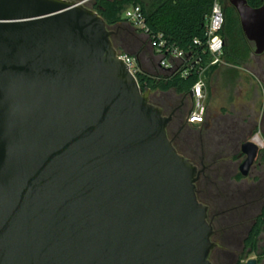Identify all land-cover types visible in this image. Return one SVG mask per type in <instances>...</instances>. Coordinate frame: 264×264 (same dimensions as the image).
<instances>
[{"label": "water", "instance_id": "obj_1", "mask_svg": "<svg viewBox=\"0 0 264 264\" xmlns=\"http://www.w3.org/2000/svg\"><path fill=\"white\" fill-rule=\"evenodd\" d=\"M86 1L0 0V264H212L205 167ZM230 1L262 53L264 0ZM240 148L248 177L263 149Z\"/></svg>", "mask_w": 264, "mask_h": 264}, {"label": "trees", "instance_id": "obj_2", "mask_svg": "<svg viewBox=\"0 0 264 264\" xmlns=\"http://www.w3.org/2000/svg\"><path fill=\"white\" fill-rule=\"evenodd\" d=\"M91 7L97 10L105 19L107 27L113 30L112 41L121 54L137 58L139 71L137 79L142 88H151L152 92L166 93L174 90L177 94L187 98L197 78V66L192 64L199 60L206 65L211 60L207 48L206 19L213 8V0H89ZM252 7H260L263 0H247ZM222 5L224 0H221ZM140 5L149 27V34H144L135 28L124 16L125 11L133 6ZM225 23L221 34L225 40L223 59L231 63H239L251 58L253 48L243 32L239 15L232 6L223 7ZM163 34L167 46H175L185 53L189 59L190 73L182 76L181 73L164 71L149 72L141 63L140 56L151 51L157 56L152 46L153 36ZM199 41V42H196ZM217 66H211L208 75ZM156 105L158 102L150 99ZM173 140V139H172ZM177 150L188 157L194 164L204 166L205 172L197 182L198 198L209 206V220L214 226V241L220 248L237 254L234 264H245V261L256 255L259 263L264 262V246L261 245V235L264 233V195L251 191L249 202L252 207L246 209L245 204H234L228 185L231 184L220 175L217 162H201L194 152L186 153L180 143L173 140ZM183 146V145H182ZM185 148V147H184ZM187 149V148H186ZM261 159V158H260ZM262 160V159H261ZM242 175L237 174L236 180L241 181ZM259 180V178H256ZM261 204V207H259ZM250 213V219H240L244 212ZM217 238V239H216ZM240 244V246H239ZM223 245V246H222ZM239 246V247H238ZM236 248V249H235Z\"/></svg>", "mask_w": 264, "mask_h": 264}, {"label": "crops", "instance_id": "obj_3", "mask_svg": "<svg viewBox=\"0 0 264 264\" xmlns=\"http://www.w3.org/2000/svg\"><path fill=\"white\" fill-rule=\"evenodd\" d=\"M252 58L253 53L246 61H224L217 65L209 74L205 121L192 125L197 130L196 155L200 161L217 162L221 166L220 175L230 183L232 180L238 185L246 184L244 180L251 177L248 186L257 185L260 179L257 180L259 176L255 174L244 177L240 173L239 166L245 158L240 147L253 133L263 137L260 122L264 83L252 70ZM226 163L234 164V170L223 168ZM238 173L243 177L241 181L235 179ZM261 245L264 246V233L261 235ZM251 257L257 256L254 254Z\"/></svg>", "mask_w": 264, "mask_h": 264}, {"label": "built area", "instance_id": "obj_4", "mask_svg": "<svg viewBox=\"0 0 264 264\" xmlns=\"http://www.w3.org/2000/svg\"><path fill=\"white\" fill-rule=\"evenodd\" d=\"M213 1L212 11L206 19L207 48L211 54V60L206 65H202L200 61L197 60L191 66H197L198 71V78L192 88V112L187 115V122L191 125L200 124L205 121L209 93L208 71L211 66L224 63L223 54L225 40L221 31L225 23V13L221 0ZM124 16L135 28L141 30L146 35L149 34V27L146 24L145 16L140 5L129 7L125 11ZM196 42L199 41L196 40ZM152 46L157 51L158 65L161 69L168 72L181 73L182 76H187L190 73V68H185V66H189L190 60L185 58L184 51L175 46H167L163 34L153 36ZM120 56L129 65L131 72L137 77L139 71L137 58L121 53ZM252 139L261 149L264 148V140L259 133H256Z\"/></svg>", "mask_w": 264, "mask_h": 264}, {"label": "flooded vegetation", "instance_id": "obj_5", "mask_svg": "<svg viewBox=\"0 0 264 264\" xmlns=\"http://www.w3.org/2000/svg\"><path fill=\"white\" fill-rule=\"evenodd\" d=\"M233 6L230 0H224L223 7ZM235 8V7H234ZM247 39V38H246ZM248 40V39H247ZM250 45L253 48V58L251 59L254 63V67L252 68L253 72L260 76L264 83V51L260 54L255 53V42L248 40ZM158 103L162 105L164 109L165 115H173L172 121L169 123L167 127L168 135L171 139L175 140L177 143H182L186 148H190L195 150L196 144H194L193 138V126L187 122V115L189 109L192 107L193 102L191 98L188 96L187 98H183L180 102H175L172 99H169L166 95L163 96V101ZM261 122L260 126L262 129V138L264 140V103L262 105V114H261ZM252 136H249L250 138ZM193 143V144H192ZM262 160L258 162L257 166L253 168L252 172H256L255 175L259 176V183L254 185V188L257 190L255 193L260 196L264 195V148L262 151V155L260 157ZM203 167V166H201ZM253 186H248L246 184L238 185L236 183H232L228 185V190L231 193V199L234 204H245L244 208H251V204H247L249 202V197L251 195V191ZM261 207V204L260 206ZM246 211L242 215L239 216L240 219H250V213L247 214ZM215 239V234L213 235V241ZM216 242V241H215ZM218 243V242H216ZM238 255L234 253L228 252V250L224 248H220L217 246L212 250L210 254V260L212 264H234L236 262Z\"/></svg>", "mask_w": 264, "mask_h": 264}, {"label": "rangeland", "instance_id": "obj_6", "mask_svg": "<svg viewBox=\"0 0 264 264\" xmlns=\"http://www.w3.org/2000/svg\"><path fill=\"white\" fill-rule=\"evenodd\" d=\"M75 1H82V0H75ZM90 1L89 0H87L86 1V5L87 6H89L90 5V3H89ZM140 60H141V63H142V65L149 71V72H151V73H159V65H158V58H157V56L155 55L154 56V54L153 53H151V51H149V52H147L146 54H143V55H141L140 56ZM167 96L169 99H172L173 101H175V102H180V100H182L183 99V96L182 95H180V94H177L174 90H170V91H168V92H166V93H162V92H159V91H156V92H152L151 93V96H150V99H153L154 101H156V102H162L163 101V96ZM194 130L192 131L193 132V138H194V144H196L197 143V138H196V133H197V130H196V127L195 126H193L192 127ZM256 133H253L252 134V137L255 135ZM193 144V143H192ZM180 149L182 148L184 151H186V153H189L190 155H191V153L192 152H194L192 149H190V148H187L186 149V147L182 144V143H180ZM183 145V146H182ZM195 146V145H194ZM185 147V148H184ZM199 167H201L200 165H198ZM223 168H225V169H228L229 167L231 168V169H233L234 170V164H229V163H226V164H223V166H222ZM251 174L252 175H254V174H256V172H251ZM226 181H228L227 179H225ZM231 181V184L233 183L232 182V180H230ZM245 183L247 184V185H249L250 184V182L252 181L251 180V177H249V178H246L245 180ZM217 239V238H216ZM223 246V245H222ZM239 246H240V244H239ZM238 246V247H239ZM222 248H224V247H222ZM236 249V248H235Z\"/></svg>", "mask_w": 264, "mask_h": 264}]
</instances>
